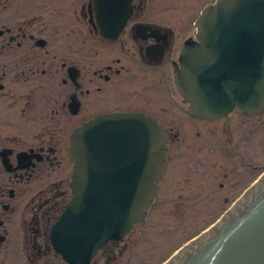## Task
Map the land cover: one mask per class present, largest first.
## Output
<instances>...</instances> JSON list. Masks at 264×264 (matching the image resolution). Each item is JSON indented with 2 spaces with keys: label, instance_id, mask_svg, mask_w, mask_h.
<instances>
[{
  "label": "flooded vegetation",
  "instance_id": "af4514ba",
  "mask_svg": "<svg viewBox=\"0 0 264 264\" xmlns=\"http://www.w3.org/2000/svg\"><path fill=\"white\" fill-rule=\"evenodd\" d=\"M117 1L116 7L121 11L129 7L130 13L110 12L126 16L113 41L126 36L132 45H100L111 55L104 52L100 58L95 45L86 50L85 45L51 43L61 34L85 27L100 40L111 41L101 35L96 20L101 7L94 0H0V264H115L117 250L128 247L125 238L135 224L121 238L108 239L87 263L67 261L52 244V228L71 203L74 128L103 112L140 111L155 118L166 136L167 150L149 211L161 188L176 133L144 108L149 103L146 80L162 84L169 102L190 122L208 120L189 111L173 82V70L182 44L194 37L198 11L211 0L197 8L180 32L155 19L159 17L148 9V0ZM169 11L171 16L176 12ZM71 18L78 24H71ZM117 51L120 55H114ZM136 78L143 79L139 92L135 90L141 107L133 106L126 92L132 91ZM235 139L227 140L224 153L230 158L237 155L243 168L256 173L227 204L260 172L259 163L239 156L240 141Z\"/></svg>",
  "mask_w": 264,
  "mask_h": 264
},
{
  "label": "water",
  "instance_id": "95a60500",
  "mask_svg": "<svg viewBox=\"0 0 264 264\" xmlns=\"http://www.w3.org/2000/svg\"><path fill=\"white\" fill-rule=\"evenodd\" d=\"M103 35L116 37L113 25ZM191 113L219 118L233 107L264 110V0H216L196 20L173 75ZM72 202L52 230L69 261L87 262L148 206L165 157V136L141 112L102 113L73 131ZM164 264H264V173L209 229Z\"/></svg>",
  "mask_w": 264,
  "mask_h": 264
},
{
  "label": "rangeland",
  "instance_id": "374dc122",
  "mask_svg": "<svg viewBox=\"0 0 264 264\" xmlns=\"http://www.w3.org/2000/svg\"><path fill=\"white\" fill-rule=\"evenodd\" d=\"M204 1L148 0L151 3L148 9L159 17L155 19L174 25V31L180 32L188 27L189 20ZM169 10L178 13L173 12L171 16ZM181 11L183 15H179ZM163 12L168 15L159 16L158 13ZM70 23L76 25L78 21L71 18ZM87 30L85 27L76 33L61 34L51 43L85 45L86 50L95 45L100 58L104 57V52L110 55L100 45H132L126 36L116 41H103ZM149 79L146 80L149 103L143 104L144 108L155 112L176 136L171 141L168 165L154 204L129 231L125 238L128 247L117 250L115 264H159L178 245L220 215L228 201L256 173L243 168L237 155L230 158L224 153L227 140L231 143L232 138H237L239 156L242 154V159L259 163L261 168L264 166V111L252 114L234 109L226 118L190 122L169 102L162 84ZM142 85L143 79L136 78L132 81V91L126 90L133 98V106L141 107L135 90L139 92ZM182 133L184 140L180 141Z\"/></svg>",
  "mask_w": 264,
  "mask_h": 264
}]
</instances>
